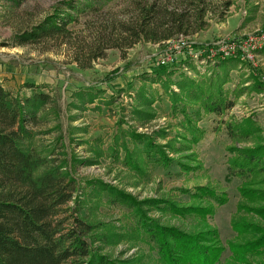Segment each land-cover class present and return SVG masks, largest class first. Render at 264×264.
<instances>
[{"label": "trees", "instance_id": "1", "mask_svg": "<svg viewBox=\"0 0 264 264\" xmlns=\"http://www.w3.org/2000/svg\"><path fill=\"white\" fill-rule=\"evenodd\" d=\"M100 1L59 2L41 22L15 34L14 44L36 43L49 38L68 37V40L72 34L70 26L83 15L97 13L108 0ZM228 5L226 2L225 7ZM188 9L184 6L178 10L155 1L141 6L134 22L119 23L116 40L79 48L77 59L87 64L103 56L105 49L110 47H131L140 40L159 43L186 34L191 25ZM196 11L199 17L205 13L200 5ZM198 25L197 29L203 24ZM110 27L117 29L115 24L107 29ZM258 53L264 56V47ZM241 67L249 68L247 81L251 82L247 87L242 86L243 79L239 81L233 74ZM163 69L162 74L158 71L140 74L141 84L130 96V111L142 125L156 117L153 103L163 95L168 101L169 115L180 130L169 137L164 130L147 134L132 128L125 131L119 128L113 135L112 144L106 148L108 154L116 160L121 159L122 165L140 176H146L150 169L169 171L173 165L183 172L201 168L193 150L206 133L205 125L200 121L207 115L222 117L246 88L254 93L264 89L258 69L240 55L203 63L185 59ZM154 84L161 92L152 88ZM22 86L30 93L20 94L0 83V264H133L100 252V245L121 241H136L146 246L158 264H264V224L260 223L264 221V143L258 133L260 129L252 119L219 120L230 140L226 146L227 176L239 180L240 197L230 218L234 236L226 242L229 255L221 263L226 248L219 231L208 219L218 206L228 201L224 190L217 191L207 185L180 187L176 188L177 194L188 198V202L174 197L137 200L102 180H86V186L92 187L90 195L124 208L127 220L115 226L86 219L81 213L84 204L78 194L81 186L72 176L66 159L59 158L56 163L53 157L54 152L59 154L66 148L58 98L44 90L46 85L25 82ZM100 93L93 88L77 91L75 95L80 104L73 102L71 105L82 108L94 103ZM111 102L109 99L105 104ZM51 115L58 136L53 144H44L39 135L50 130L35 128L47 125ZM78 130L71 124L65 130L70 141H74ZM154 134L167 141L158 143ZM250 137L251 145H238ZM95 151L101 156L102 152ZM185 151L189 154L183 155ZM171 153L180 154L172 157L169 156ZM183 158L193 165L190 167ZM75 162L94 163L96 160L77 158ZM70 201L73 206H67ZM149 210L180 219L196 218L200 224L184 229L161 222L149 215Z\"/></svg>", "mask_w": 264, "mask_h": 264}, {"label": "rangeland", "instance_id": "2", "mask_svg": "<svg viewBox=\"0 0 264 264\" xmlns=\"http://www.w3.org/2000/svg\"><path fill=\"white\" fill-rule=\"evenodd\" d=\"M62 1L64 0H0V83L20 94L30 93L22 86L25 82L46 85L44 90L58 98L66 148L63 153L54 152L53 157L56 158V163L60 161L59 158L66 159L72 176L81 186L78 194H81L84 204L81 213L86 219L94 222H109L115 226H120L122 221L127 220L124 208L108 204L102 198L101 201L100 197L94 194L90 195L92 187L86 186V180H102L129 193L137 200L174 197L188 202V198L177 194L176 188L180 187L194 188L207 185L217 191L224 190L228 201L218 206L215 214L208 219L210 225L219 231L221 241L226 248L221 258L223 263L229 255L226 242L234 236L230 218L240 197L237 191L239 180L227 176L226 146L230 144V140L224 131V124L219 120L252 119L260 129L258 133L264 143V89L260 93H254L246 88L234 106L222 117L207 115L200 121L201 125H205L206 133L193 150L197 153L201 168L183 172L177 165H173L169 171L162 168L150 169L146 176H140L122 165L121 159L116 160L114 156L108 154L106 148L112 144L113 135L116 131L119 132V128L124 131L132 128L147 134L164 130L170 134L169 137L180 130L176 128V121L169 115L168 101L163 95L153 103L152 109L156 117L142 125L130 111V96H133L134 90L141 84L140 74L151 71L162 74L163 68L171 65H161L157 60L158 56L164 54L161 51H164L165 47L160 44L162 41L151 43L140 40L131 47L107 48L103 56L87 64L77 59L78 49L113 42L116 40L114 38L117 36L119 23L131 24L137 18L139 8L153 1L159 5L176 7L178 10L184 6L189 7L187 14L191 25L188 32L183 34L187 36L189 46L183 49L181 54L201 47L216 48L218 40L226 42L233 39L240 40L248 34L264 31V0H204L203 2L108 0L97 13L83 15L76 24L71 25L72 34L68 40V37L49 38L36 43L14 44L15 34L41 22L52 11L54 5ZM226 2H229L227 7H225ZM198 5L205 10L202 17L197 16ZM201 23L203 25L197 29L198 24ZM114 24L117 26L116 30L112 27L107 29V26ZM96 35L100 38L98 39ZM110 38L112 41H109ZM119 40L117 37V41ZM255 53V61L249 63L258 69L259 77L264 81V56ZM248 72V67L233 71L237 80H244L242 83L244 87L249 86L251 82L247 81ZM87 88L100 90V96L94 103L76 109L71 105L73 102L80 104L75 92ZM152 88L161 92L156 84L152 85ZM109 99H112V102L106 105L105 102ZM51 118L53 115L47 125L35 128V130H50L49 133L39 135V139L44 144H53L58 136ZM70 124L79 129L74 135V141H70L65 132L70 128ZM154 136L158 143L164 144L167 141L160 135L154 134ZM252 141L250 137L246 142L238 145H251ZM129 145L132 147V144ZM58 150L62 149H56ZM95 150L102 152L101 156ZM179 154L171 153L169 156L177 157ZM182 154L186 155L189 152L185 151ZM77 158H91L96 162H75ZM183 161L190 167L193 165L187 159L183 158ZM84 193L89 196H85ZM67 206H73L72 201ZM148 214L163 223L184 229L196 228L200 224L199 219L196 218L180 219L156 210H149ZM260 223L264 224V221ZM99 248L101 253L119 260L131 261L133 264H158L151 256L152 252L136 241H121L112 245H100Z\"/></svg>", "mask_w": 264, "mask_h": 264}, {"label": "built area", "instance_id": "3", "mask_svg": "<svg viewBox=\"0 0 264 264\" xmlns=\"http://www.w3.org/2000/svg\"><path fill=\"white\" fill-rule=\"evenodd\" d=\"M186 38L187 36L178 34L173 38L162 41L160 44L165 47V50L161 51V53H164L163 55L158 56V62L161 65H170L185 59H193L196 62L203 63L205 60L213 61L215 58L240 55L243 59L253 63L256 58L255 52H258L264 46V31H261L248 34L240 40L233 39L227 40V42L218 40L216 48L201 47L181 54V51L189 46V41ZM187 73L189 72L187 71Z\"/></svg>", "mask_w": 264, "mask_h": 264}]
</instances>
